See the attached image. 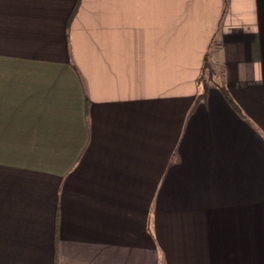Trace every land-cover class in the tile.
Returning <instances> with one entry per match:
<instances>
[{"label":"crops","instance_id":"crops-1","mask_svg":"<svg viewBox=\"0 0 264 264\" xmlns=\"http://www.w3.org/2000/svg\"><path fill=\"white\" fill-rule=\"evenodd\" d=\"M0 264H264V0H0Z\"/></svg>","mask_w":264,"mask_h":264},{"label":"trees","instance_id":"trees-1","mask_svg":"<svg viewBox=\"0 0 264 264\" xmlns=\"http://www.w3.org/2000/svg\"><path fill=\"white\" fill-rule=\"evenodd\" d=\"M222 70L218 69L217 71H214L210 64L208 63V60L205 59L202 71L200 76L198 77L197 80V87H198V95H197V100H203L205 98L206 94V89L208 86L213 84V81L215 79L218 80V88L222 91L223 95L227 99V101L232 105V107L238 112L241 113L239 108H237L236 104L230 97L227 89L225 88V84L223 81V76H222Z\"/></svg>","mask_w":264,"mask_h":264}]
</instances>
